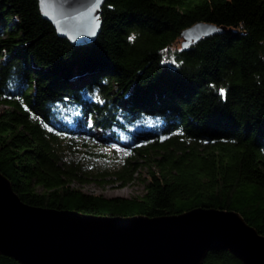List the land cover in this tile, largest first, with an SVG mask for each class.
Here are the masks:
<instances>
[{
	"label": "trees",
	"instance_id": "16d2710c",
	"mask_svg": "<svg viewBox=\"0 0 264 264\" xmlns=\"http://www.w3.org/2000/svg\"><path fill=\"white\" fill-rule=\"evenodd\" d=\"M101 19L76 46L38 0H0V172L16 194L96 216L236 211L264 235V0H105ZM199 22L224 31L183 49ZM142 169L141 197L76 187Z\"/></svg>",
	"mask_w": 264,
	"mask_h": 264
},
{
	"label": "water",
	"instance_id": "95a60500",
	"mask_svg": "<svg viewBox=\"0 0 264 264\" xmlns=\"http://www.w3.org/2000/svg\"><path fill=\"white\" fill-rule=\"evenodd\" d=\"M46 20L71 44L94 42L105 0H38ZM223 28L199 22L181 33L187 49ZM226 250L243 264H264V235L236 211L109 217L31 206L0 172V254L19 264H204Z\"/></svg>",
	"mask_w": 264,
	"mask_h": 264
},
{
	"label": "rangeland",
	"instance_id": "374dc122",
	"mask_svg": "<svg viewBox=\"0 0 264 264\" xmlns=\"http://www.w3.org/2000/svg\"><path fill=\"white\" fill-rule=\"evenodd\" d=\"M107 144V143H106ZM109 147L106 149L108 150ZM115 148L120 150V156H123L121 153L123 149L115 144ZM106 150V152H108ZM148 180V173L146 169H142L139 174L136 175L135 180L125 186H121L119 184H106L104 186L98 185L96 183H87V184H76V187L81 188L85 193L93 194V195H102L108 198L113 197H124V198H135L141 197L145 193V186Z\"/></svg>",
	"mask_w": 264,
	"mask_h": 264
},
{
	"label": "snow or ice",
	"instance_id": "6c2138e0",
	"mask_svg": "<svg viewBox=\"0 0 264 264\" xmlns=\"http://www.w3.org/2000/svg\"><path fill=\"white\" fill-rule=\"evenodd\" d=\"M220 91L223 93V92L225 91V89H220ZM66 99H67V97H66ZM44 126H45V127H48L47 124H45Z\"/></svg>",
	"mask_w": 264,
	"mask_h": 264
}]
</instances>
